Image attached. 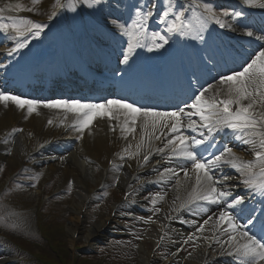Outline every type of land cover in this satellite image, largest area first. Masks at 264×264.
I'll use <instances>...</instances> for the list:
<instances>
[{
  "label": "snow or ice",
  "instance_id": "6c2138e0",
  "mask_svg": "<svg viewBox=\"0 0 264 264\" xmlns=\"http://www.w3.org/2000/svg\"><path fill=\"white\" fill-rule=\"evenodd\" d=\"M38 2L39 0H33L34 5ZM84 2L92 7L101 4L102 0H84ZM244 3L249 6L264 8V0H244ZM193 4L203 9V12L196 16L195 23L191 21L186 23L185 13L180 11L175 14V18L167 29L168 32L191 35L192 39L202 41V33L209 21H214L221 28H232L233 25L221 19V16L236 20L243 15L240 11L229 12L227 10L217 15L211 4H197L196 0H193ZM63 6L57 4V7ZM7 7L13 8L12 5ZM14 10L24 9L22 5L17 4ZM32 10V8L27 9V11ZM4 11L5 8H0V13ZM52 15L55 16L56 13L53 12ZM151 15V10L144 13L138 9L132 25L133 30L130 31L124 25H120V28L126 35L134 39L137 36L136 29H139V35H145L147 30L144 23ZM168 15L169 12L165 11L164 16L167 17ZM45 28H47L46 24L36 23L28 19L12 18L11 23H0V31L8 32L11 29L15 33L12 38L16 40V46L8 50V55L27 47L30 42L27 37L31 35L33 38H37ZM244 35L254 38L256 41L264 42V35H257L252 30L246 29ZM151 38L153 46L157 49L168 43V38L159 33H152ZM157 40L162 43H156ZM137 46H143L139 40H136V43H129L127 54L123 57L125 64L129 62ZM0 103L5 106L12 103L20 109L26 108L29 115L41 105L49 109H64L66 112L74 114V123L71 126L80 133L89 129L94 121L102 118L116 121L123 117L121 130L128 133H135L139 122L144 135L140 143L136 145L137 151L135 153L129 152L128 149L124 150L129 156L138 155L145 142L150 144L153 138L159 140L165 136L167 131L170 138L167 139L165 148L169 150L170 158L175 157L190 162V167H182L181 171L186 180H194L188 199L180 205L182 208H190L191 205H195L201 210H205L202 208V203L220 204L228 201L232 193L217 187L218 184L222 183V180H227L228 177L225 176L222 177V180H218L213 174V170L222 164H228L247 176H254V168L258 167L260 176L264 178V45L239 70L222 76L218 81V86L209 84L207 88L195 95L193 102L186 105L192 111L186 112L184 108H178L174 111H158L153 108L139 107L121 99L106 100L100 104H84L78 100L42 102L4 91H0ZM193 116L199 118V123L192 119ZM185 117H187V121H185ZM185 127L192 131L203 128L207 129L209 133L223 128L231 129L234 133L240 134L244 143L252 145L253 149H258L255 151V160L244 161L230 147H225L219 155L212 158L198 155L196 148L203 145L206 138L197 139L195 136L186 135L183 131ZM16 131L22 130L13 129V132ZM200 135L203 137L204 133L201 132ZM3 142L8 143V140ZM165 148L157 149V151L163 152ZM123 158L121 157V159ZM148 158V155L143 157L145 163H147ZM166 172L173 177L179 176V173L171 168L166 169ZM176 183L179 185L180 181L177 180ZM244 183L264 195V179L260 182L246 179ZM162 199L164 196L157 193L152 203L155 204ZM242 204H244L242 197H233L225 210L220 211L215 218L210 216L206 219L198 231L203 233L205 226L211 224L213 232L222 231L228 234V239L223 241V245H227V250L222 251L221 254L236 257L239 264H264V236L258 238L250 230L242 231V226L238 223L237 218L232 211L228 210L235 209ZM251 222V218H249L248 223ZM217 243H220L218 239Z\"/></svg>",
  "mask_w": 264,
  "mask_h": 264
},
{
  "label": "bare ground",
  "instance_id": "6f19581e",
  "mask_svg": "<svg viewBox=\"0 0 264 264\" xmlns=\"http://www.w3.org/2000/svg\"><path fill=\"white\" fill-rule=\"evenodd\" d=\"M126 46H128V43L126 44ZM6 113H5V108H3V110L1 111L0 114V125H7L9 124V120L5 117ZM35 119H33V121L31 122V124H27V126H36V130L37 132H40V129H42L44 127V119L43 117H34ZM199 121V118H197ZM17 119H12L11 123H16ZM25 122H22V125ZM58 132V131H57ZM56 132V133H57ZM46 130L44 127V131H43V135L45 136ZM130 134H134V133H130ZM143 135V132H141V134L137 137V136H133L132 140H137L140 139L141 136ZM27 141H31L32 142V138L29 136L28 133H26L25 131L21 132H15L13 134V136H11L8 140V143L11 145H15V149H19L22 150L25 147V144ZM117 142L116 140H113L111 143H109L108 140L103 139V134H101L100 132H95L94 135L92 136V141L88 140V142H83V143H79L75 146L73 145H49L47 146L48 148H45L43 150L44 153L39 154L37 156H35L34 160V166L36 168L40 167L42 169H50V172H57L56 175L58 174L59 177H61L62 181L64 177H70L71 174L74 175V177L76 178V188L78 189L77 195L79 197H81V201L83 200V198L87 197L88 195H90L87 192V188L85 185V179L89 177L90 178H95V167L93 166V162L91 161V159H99L102 156H106V154L108 152H110L112 149H116L117 148ZM85 148L88 149L89 151L88 153H86ZM7 153V151H6ZM3 154L0 156V160L4 161L7 160L9 162H14L13 160H11L10 158H8L7 154ZM47 158V159H46ZM15 160V159H14ZM34 167V168H35ZM176 170V169H175ZM123 172L121 170H119V174H122ZM168 175L169 173L164 171L161 173H158L156 176H165ZM126 179V177L124 176V174H122V180L124 181ZM183 186H185V179L182 180V182L180 183V185L177 186V190H180ZM80 201V204H81ZM86 201V199L82 202L81 208L83 207L84 202ZM102 224V225H101ZM101 226L96 227L95 229H100L103 226V223H101ZM83 233L82 229H81V234ZM92 234H94V231H92V233L88 234L86 236V239L91 237ZM228 239V234H225V240ZM224 240V241H225ZM146 245L142 246V248L146 250ZM224 246V250H227V245H223ZM204 256H205V249L202 247L200 249V251L198 252V254H192L189 257L185 258L182 256H179L178 261H180L183 264H202L204 261ZM213 258H211L210 260H208L207 262H210ZM143 260H146L145 257H143Z\"/></svg>",
  "mask_w": 264,
  "mask_h": 264
},
{
  "label": "rangeland",
  "instance_id": "374dc122",
  "mask_svg": "<svg viewBox=\"0 0 264 264\" xmlns=\"http://www.w3.org/2000/svg\"><path fill=\"white\" fill-rule=\"evenodd\" d=\"M9 165L10 164H7L6 163V167H5V169L3 171H8V170H6V168L9 167ZM1 169H3V166L0 167V170ZM22 189H25V188H23L21 186H18L14 191H20ZM31 191L33 193V190H31ZM21 196H22V194H17V195H15V198L14 199H16L17 201H19V199L21 198ZM31 197H32L31 195L28 196V202H31ZM112 200H113V198L109 194L108 195H105L104 197H102V199H101V201H100V203L98 205V209H100L101 212H98L95 215H91L90 216V218L86 222V225L84 226V230L89 229L90 226L92 225V222H99L100 221V218L102 217V214L103 213H104V216H106L109 213V210H110L109 208H110V205L112 203ZM63 209H66V206L62 207L60 210L62 211ZM63 212H65V211L63 210ZM63 212H62V215L64 217V219H63L64 225H66V227H65L66 234L63 233V232H60L59 233V237L63 240V243L66 242V241L69 243V245H66V246H65V243H64V247L65 248H63V246L61 244L62 250L64 252H67L66 249H69L71 247V231H72L71 228H74L76 226V224L74 223L75 221H72L71 220V216L72 215H75V213H73L72 210H71V211H68V214L67 215H65ZM93 212H94V210H93ZM68 220L71 221V223ZM58 229H59V227L57 228V230ZM68 229L70 231H68ZM83 234H82V236L79 237V242L81 244L83 243L82 241L84 240V237H85V236L83 237ZM93 249H95V247H93L92 249H90V251L88 253H90V254L91 253H94L95 254V252H92ZM35 250H36V252H39L40 251V249L39 250L35 249ZM69 251H70V249H69ZM87 263H89V264H94V263L95 264H99L96 261V257L89 258V260H88Z\"/></svg>",
  "mask_w": 264,
  "mask_h": 264
}]
</instances>
